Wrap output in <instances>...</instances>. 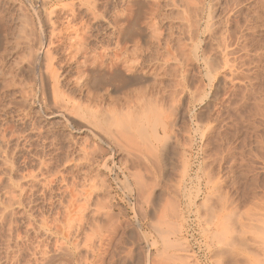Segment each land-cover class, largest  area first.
I'll return each mask as SVG.
<instances>
[{"label": "rangeland", "instance_id": "374dc122", "mask_svg": "<svg viewBox=\"0 0 264 264\" xmlns=\"http://www.w3.org/2000/svg\"><path fill=\"white\" fill-rule=\"evenodd\" d=\"M0 27V264H264V0H0Z\"/></svg>", "mask_w": 264, "mask_h": 264}, {"label": "bare ground", "instance_id": "6f19581e", "mask_svg": "<svg viewBox=\"0 0 264 264\" xmlns=\"http://www.w3.org/2000/svg\"><path fill=\"white\" fill-rule=\"evenodd\" d=\"M188 7H189V5H188ZM152 17V16H151ZM210 18V15L209 16H207V19H209ZM45 27H47L46 26V24L44 23L43 24ZM1 28V27H0ZM41 29H43V28H41ZM4 30V29H3ZM46 30V29H45ZM48 30V29H47ZM46 30V31H47ZM41 32H42V30H41ZM41 32H40V34H41ZM120 32V31H119ZM2 32H1V29H0V57L2 56V54H1V52L3 51V49H4V51H5V47H3V45H4V36L1 34ZM153 31H151V36H153ZM121 34H122V31H121ZM40 37L38 38V37H36V38H38V40H37V43H36V45H38L39 46V48L38 49H36V51H35V53L31 50V52H33L34 54L32 55L33 56V66H32V68H33V71H35V72H37V74H38V83L41 85V86H43L44 88H46V90L47 91H49L50 92V94L52 95V94H56L55 92H56V88H57V86H59V85H57V79H52L53 77L51 76V74H50V72H49V69L50 68H48L50 65L49 64H51V62L49 63V61H47V60H49V58L48 57H50V60H51V55L49 56L48 55V50L46 51L47 53H46V55H48V56H45L44 54V56H45V58H44V56L43 55H41V47H44V45L46 44V46L48 45V44H50V42L48 41V34L45 32V34H43V32H42V34L41 35H39ZM20 38V37H19ZM116 38L117 39H120V40H122V38L119 36V33L117 34V36H116ZM156 38V37H155ZM15 39V38H14ZM23 39V38H22ZM36 40V39H35ZM50 40V39H49ZM78 40V39H77ZM17 41H18V39H17ZM78 41H80V46H81V48H79V50L77 49V48H75V49H77L76 51V53L77 54H79V55H81L82 56V58H83V61H80V62H76V60H75V65H74V70H75V72H76V75L78 76V84H79V86H78V89H79V93L83 90V92H85L86 93V96L91 100V101H94V102H100L99 100L101 99V97H100V95L99 94H97V91H98V89H99V87H98V83H97V80H95V78L96 77H98V76H101L102 75V70H105V69H102V68H104V66H103V64L101 63L100 65H98L99 64V57H98V55H97V53L95 52V50L93 49H90L89 47H88V40H86L85 38H82L81 40H78ZM78 41H76V42H78ZM27 42V41H26ZM35 42V41H34ZM34 42H32L33 43V45L35 44ZM13 43V42H12ZM29 43V42H28ZM75 43V42H74ZM7 44V43H6ZM5 44V45H6ZM17 44V43H16ZM20 44V43H19ZM30 44V43H29ZM28 44V45H29ZM77 44V43H76ZM79 44V43H78ZM4 45V46H5ZM27 45V46H28ZM32 45V44H31ZM33 45H32V47H33ZM72 45H74V44H72ZM79 46V45H78ZM79 46V47H80ZM135 46V49L137 50V51H139L140 50V46L138 45V44H135L134 45ZM31 47V48H32ZM20 48V47H19ZM30 48V47H29ZM35 48V47H34ZM47 49V48H46ZM71 49V48H70ZM128 49H129V46L126 48V51L124 52V54H123V56L121 57V58H118V57H115L114 58V64L113 63H111L110 64V67H109V72H110V74H109V79H111V81L112 82H118L122 87H124V86H131V85H135V84H139V83H144V82H146L147 81V79L149 78V76H148V72H147V70H150V69H145V66H144V64L140 61H135V62H131V59H130V56L128 55ZM75 51V50H74ZM30 52V53H31ZM122 54V53H121ZM228 56V53L226 52V50H224L223 52H222V57H223V60H224V62H226V57ZM75 57V56H74ZM46 58H47V60H46ZM139 58V57H138ZM32 59V58H31ZM48 62V64H47V69H46V63ZM49 65V66H48ZM70 71H72L71 69L72 68H68ZM67 70V69H66ZM144 71H146V72H144ZM48 72H49V74H48ZM64 72V71H63ZM62 72V73H63ZM75 72H73L74 74H75ZM86 72V73H85ZM72 73V74H73ZM65 74V73H64ZM64 74H63V76H64ZM66 74H68V73H66ZM12 75V74H11ZM55 75V74H54ZM17 76V75H16ZM56 76V75H55ZM54 76V77H55ZM62 76V77H63ZM53 80H54V82H53ZM63 82V81H62ZM76 83V82H75ZM59 84V83H58ZM112 84V87H113V89H114V91H116V89H117V86H114L113 85V83H111ZM58 89V88H57ZM92 89V90H91ZM59 90V89H58ZM74 90V89H73ZM63 91V90H62ZM93 91V92H92ZM141 94L138 96V99H140L142 102H144V103H146V102H150L149 101V99L152 97V93H151V96L149 97V99L147 98L148 96H149V94L150 93H148V91L146 90V89H140V90H138ZM66 92V91H65ZM176 92L177 91H175V94H176ZM58 93V92H57ZM159 94V93H158ZM157 95V94H156ZM54 96V95H53ZM67 96V95H66ZM158 97V96H157ZM55 98V97H54ZM57 98V97H56ZM154 98V97H153ZM152 98V99H153ZM159 98V97H158ZM157 98V99H158ZM173 98V97H172ZM155 99H156V96H155ZM161 100V99H160ZM173 100H175L174 98H173ZM76 101V100H75ZM152 102H154V99L152 100ZM161 102V101H160ZM151 103V102H150ZM80 104V103H79ZM161 104H163V102L161 103ZM147 105H148V103H147ZM150 107V106H149ZM67 108V107H66ZM71 108H75L74 107V105H73V107H71ZM70 108V109H71ZM78 108V107H77ZM76 109V108H75ZM73 111H74V109H72ZM78 111H79V109H77ZM61 111V110H60ZM64 111V110H63ZM68 111V110H67ZM76 111V110H75ZM155 111V110H154ZM70 112V111H69ZM72 112V111H71ZM60 113V112H59ZM62 113V112H61ZM67 113V112H66ZM65 113V114H66ZM77 113V112H76ZM64 113H62V114H59V116L60 117H65L66 115H65ZM68 114V113H67ZM153 114V113H152ZM155 114V113H154ZM148 115H150L149 113H148ZM161 115V114H160ZM58 116V115H57ZM156 116V115H155ZM68 117V116H67ZM152 117V116H151ZM72 120V119H71ZM150 121V120H149ZM154 121V120H153ZM157 121V120H156ZM168 121V120H167ZM78 122V121H77ZM161 122V121H160ZM150 123V122H149ZM156 124V123H155ZM163 124V123H162ZM166 124V123H165ZM169 124V123H168ZM158 125V124H157ZM160 127H163V125L162 126H160ZM171 127V126H170ZM153 128H154V130H157V129H155V127L153 126ZM151 129H152V127H151ZM162 129V128H161ZM164 131H166L167 129H168V126L166 125V126H164ZM163 129H162V131H163ZM171 129V128H170ZM154 130H152L153 132H154ZM151 131V132H152ZM157 133V132H156ZM155 134V133H154ZM164 134H165V132H164ZM163 134V135H164ZM151 135H153L152 133H151ZM154 136H157V138H156V140L157 141H159L158 143H156V141H155V143L158 145L159 143H161V138L162 137H165L166 138V135L165 136H162L161 138H159L158 137V135L156 134V135H153L152 136V139L154 140ZM164 138V139H165ZM162 140H163V138H162ZM168 145V144H167ZM156 147V146H155ZM161 147H163V146H161ZM173 148V147H172ZM162 150H160V152H161ZM166 152V151H165ZM157 154V153H156ZM162 154V153H161ZM163 155V154H162ZM164 156V155H163ZM142 159V158H141ZM140 158H139V160H141ZM137 161H138V159H137ZM133 162V161H132ZM137 163V162H136ZM140 163V162H139ZM135 164V163H134ZM138 165V164H137ZM136 166V165H135ZM138 167V166H137ZM142 167V166H141ZM144 167H145V164H144Z\"/></svg>", "mask_w": 264, "mask_h": 264}]
</instances>
